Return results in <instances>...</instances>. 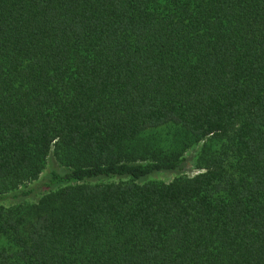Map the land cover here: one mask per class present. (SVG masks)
Instances as JSON below:
<instances>
[{
  "label": "trees",
  "instance_id": "1",
  "mask_svg": "<svg viewBox=\"0 0 264 264\" xmlns=\"http://www.w3.org/2000/svg\"><path fill=\"white\" fill-rule=\"evenodd\" d=\"M6 198L0 264H264V0H0Z\"/></svg>",
  "mask_w": 264,
  "mask_h": 264
},
{
  "label": "rangeland",
  "instance_id": "2",
  "mask_svg": "<svg viewBox=\"0 0 264 264\" xmlns=\"http://www.w3.org/2000/svg\"><path fill=\"white\" fill-rule=\"evenodd\" d=\"M172 132H173V128H170V127L161 128L160 127L156 129V136L158 137V139L162 141L163 145L167 146L170 143ZM203 143L204 141L192 145L183 154L184 161H183L181 168L178 171L158 172V173L151 175L148 179L168 182L177 177L191 176L197 173L199 170V168L197 167V157L199 155V152H200V149ZM55 167L61 169L60 166H58L55 158L53 157L52 152H50L47 158L46 164H45V168L40 173V176L36 180L28 182L21 188L25 190L27 189L31 190V193L29 194V196L24 198L23 200H26L28 202L35 201L41 195L46 193L48 190L55 187V185H50L49 183L51 170ZM17 200L18 199L13 200L12 198L0 199V203L7 205Z\"/></svg>",
  "mask_w": 264,
  "mask_h": 264
}]
</instances>
